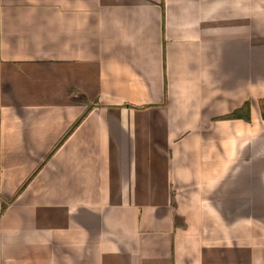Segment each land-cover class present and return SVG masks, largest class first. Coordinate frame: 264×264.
Here are the masks:
<instances>
[{"label": "crops", "instance_id": "obj_1", "mask_svg": "<svg viewBox=\"0 0 264 264\" xmlns=\"http://www.w3.org/2000/svg\"><path fill=\"white\" fill-rule=\"evenodd\" d=\"M257 22L264 0H0V264H264L214 204L264 199Z\"/></svg>", "mask_w": 264, "mask_h": 264}, {"label": "rangeland", "instance_id": "obj_2", "mask_svg": "<svg viewBox=\"0 0 264 264\" xmlns=\"http://www.w3.org/2000/svg\"><path fill=\"white\" fill-rule=\"evenodd\" d=\"M258 23L259 22H257L256 24L255 23L253 24V32H254L253 37L257 41V43H259L258 46H260L261 43L264 44V32L259 27V25L257 26ZM258 50L259 49H256V51ZM256 54L257 55H254V64H253V67H254L253 77L254 79H256L254 80V82L257 81L259 85L261 84L264 85V52H261L260 54H258L257 52ZM259 90L255 95L256 96H258V94L260 96L264 95V90L261 92ZM261 99H264V98H261ZM261 99H259V102ZM256 135L257 137H259L260 134H256ZM260 168H261V171L264 172V163L261 164ZM225 189H227L226 185L223 188L222 193L220 191L219 195L214 194V197H218V200H219L218 201L215 199L214 204H216L217 210L222 214L223 221L226 225L228 224L227 225L228 227L238 226L236 229V232L234 233L236 234L237 239H238V241L236 242V245H238L237 246L238 247L237 257L242 255L240 254L241 250L244 251L243 254H245L246 251L247 253L249 251L251 253L256 252L258 246H260L259 247V250H260L262 248L261 242H260L261 241L260 236L261 235L264 236V225H261L262 221H258V220H260V218L261 219L264 218V199L260 201L259 198H256L257 200L254 199L256 201H254L251 204H248V206L245 207V203H243V201L245 200V196H247L246 191H242L238 186L232 189L231 193L229 191H228L229 193L224 192ZM255 197H258V196L255 195ZM227 198L229 201L227 200ZM240 203H241V206L238 205ZM245 217L252 219V220L251 221L247 219L246 220L244 219V221L239 220V219L243 220V218ZM242 222L243 224H241ZM246 227L247 229L245 230ZM247 235L253 239V242L251 244L249 243V245L247 246H244L243 244V247H242V243L240 242V239H243V237ZM227 244H228L229 250L233 252L234 243L229 242ZM239 245L241 246V248ZM239 261H242V258L241 259L239 258Z\"/></svg>", "mask_w": 264, "mask_h": 264}, {"label": "trees", "instance_id": "obj_3", "mask_svg": "<svg viewBox=\"0 0 264 264\" xmlns=\"http://www.w3.org/2000/svg\"><path fill=\"white\" fill-rule=\"evenodd\" d=\"M124 107L126 108H132L135 109L137 107L132 106V105H125ZM260 107H261V112H262V119L264 120V99L260 100ZM251 104L250 102L245 103V105L241 108L238 109L236 111H234L233 113L222 117L221 120H244L246 122H250L251 118ZM84 117L81 118L76 124L75 126L72 128H76L77 126H79V124L83 121Z\"/></svg>", "mask_w": 264, "mask_h": 264}, {"label": "flooded vegetation", "instance_id": "obj_4", "mask_svg": "<svg viewBox=\"0 0 264 264\" xmlns=\"http://www.w3.org/2000/svg\"><path fill=\"white\" fill-rule=\"evenodd\" d=\"M258 219H259V218H258ZM258 221H262V224H261V223H260V224H261V225H264V224H263V223H264V218H263V219L260 218V220H258Z\"/></svg>", "mask_w": 264, "mask_h": 264}]
</instances>
